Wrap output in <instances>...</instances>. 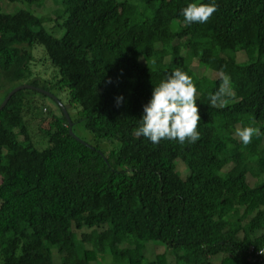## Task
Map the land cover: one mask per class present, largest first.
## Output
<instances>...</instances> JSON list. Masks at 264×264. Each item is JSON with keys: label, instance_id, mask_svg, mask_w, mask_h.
<instances>
[{"label": "trees", "instance_id": "1", "mask_svg": "<svg viewBox=\"0 0 264 264\" xmlns=\"http://www.w3.org/2000/svg\"><path fill=\"white\" fill-rule=\"evenodd\" d=\"M1 1L2 99L34 88L0 109V264H250L264 245V142L245 146L236 130L264 138V0H214L203 24L183 9L213 0H54L53 19L36 14L46 0ZM38 46L57 69L48 77L34 70ZM177 68L197 88L200 139L137 137L154 86ZM221 72L235 93L224 107L209 99ZM252 168L263 170L253 182Z\"/></svg>", "mask_w": 264, "mask_h": 264}, {"label": "clouds", "instance_id": "2", "mask_svg": "<svg viewBox=\"0 0 264 264\" xmlns=\"http://www.w3.org/2000/svg\"><path fill=\"white\" fill-rule=\"evenodd\" d=\"M217 11L218 6L214 0L206 4L189 3L183 9V16L187 24H203ZM220 80L219 88L209 99L213 106L224 107L230 98L235 97V93L228 74L221 72ZM196 95L193 78L181 69H175L166 80L154 86L150 101L143 106L140 126L134 134L149 139L153 144H159L162 140H174L180 145L197 142L200 139L198 128L201 117ZM122 99H117L118 105ZM236 135L246 146L252 142L254 135H260V130L252 126L238 128Z\"/></svg>", "mask_w": 264, "mask_h": 264}, {"label": "rangeland", "instance_id": "3", "mask_svg": "<svg viewBox=\"0 0 264 264\" xmlns=\"http://www.w3.org/2000/svg\"><path fill=\"white\" fill-rule=\"evenodd\" d=\"M2 3L4 2V0L1 1ZM23 6L21 3H15V4H6V8L9 10L8 12H15L17 11L18 9H20L21 7ZM40 12V13H39ZM39 12H36L37 15L41 14V15H46V16H50L51 19L55 18V16H57L59 14V12L57 11V5L56 3L54 2V0H46L42 9L39 11ZM55 25L54 21L51 20V21H48L46 22V26L47 28H53ZM164 31L162 32V38H166L169 36V33L166 29H163ZM63 33V30H59L57 32H55V35L60 37ZM168 49V47H167ZM43 48L41 46H38L36 47L35 49H33V54L35 56V59H36V63L34 64V70L41 76L43 77H48L50 72L52 71V69L56 70V68L52 67L47 58H46V55L44 53V56H43ZM47 60H45V59ZM192 67L193 68H197L198 69V65H197V60H194L193 63H192ZM203 69V68H200V70ZM199 70V69H198ZM46 71V72H44ZM24 84V83H23ZM3 94H4V91H0V103L2 102V97H3ZM59 98L61 99V101L66 104V96L64 93L60 94L59 95ZM48 107H50L51 109H55L56 111H58L55 106H54V100H50L48 98L45 99L44 101ZM46 113H43V115L45 116ZM39 122V119H35V120H32L31 121V129H32V134H33V137L35 139V141H38L37 143H41L40 140V133L37 129V123ZM49 123V119H45L41 126H47ZM248 126H251L249 123H245L243 126H240V125H237V129L238 128H243V127H248ZM74 129H75V132L79 135V137L85 139L87 142L89 143H93V140H92V137L89 133H87L82 126H79V125H75L74 126ZM256 141L259 142V143H262L264 142V138L262 136H258L256 137ZM104 144V143H103ZM44 142H42L39 146L40 147H43ZM251 152H253V150H251ZM14 164L18 167H21V168H24V169H28L30 167V164L29 163H25V162H20L19 160H15L14 161ZM178 169L183 173L184 171V167H183V163L182 162H178ZM260 172H263V170L261 168H252L251 169V181L253 182L255 180V178L258 177V175L260 174ZM187 174V169H186V172L184 173V175L181 174V176H185ZM232 224L229 223L227 225H225V228L227 227H230ZM79 239V236L76 235ZM78 244H80V242H78ZM149 248H152V245H149L148 246ZM163 246L161 247H158V248H155V251L157 252H162L164 251L163 250ZM152 251V250H151ZM167 258L168 259H172L170 254H167ZM216 261H218L219 259H215Z\"/></svg>", "mask_w": 264, "mask_h": 264}, {"label": "water", "instance_id": "4", "mask_svg": "<svg viewBox=\"0 0 264 264\" xmlns=\"http://www.w3.org/2000/svg\"><path fill=\"white\" fill-rule=\"evenodd\" d=\"M23 88H34L33 86L31 85H28V84H22V85H19V86H16L15 88H13L8 94L7 96L3 99L2 103L0 104V109L6 104V102L8 101L9 97L17 90L19 89H23ZM37 91H40V92H43L49 96H53L52 94H50L49 92L47 91H44L42 89H39V88H35ZM62 110H63V113H64V116L66 117V119L68 120L69 122V117L65 111V109L62 107ZM70 123V122H69ZM69 132L72 134L71 132V128H69ZM73 135V134H72ZM74 136V135H73Z\"/></svg>", "mask_w": 264, "mask_h": 264}, {"label": "built area", "instance_id": "5", "mask_svg": "<svg viewBox=\"0 0 264 264\" xmlns=\"http://www.w3.org/2000/svg\"><path fill=\"white\" fill-rule=\"evenodd\" d=\"M249 252L251 253L248 257L250 264H264V254H261V252H264V245L258 249L251 247Z\"/></svg>", "mask_w": 264, "mask_h": 264}]
</instances>
